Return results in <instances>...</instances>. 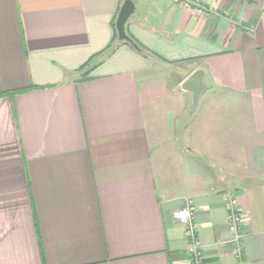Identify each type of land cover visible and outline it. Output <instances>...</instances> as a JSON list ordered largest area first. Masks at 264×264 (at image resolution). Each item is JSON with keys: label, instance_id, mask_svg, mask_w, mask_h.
<instances>
[{"label": "crops", "instance_id": "crops-1", "mask_svg": "<svg viewBox=\"0 0 264 264\" xmlns=\"http://www.w3.org/2000/svg\"><path fill=\"white\" fill-rule=\"evenodd\" d=\"M132 1L170 64L121 45L82 80L125 0H0V264H192L188 200L203 264H264V0Z\"/></svg>", "mask_w": 264, "mask_h": 264}, {"label": "built area", "instance_id": "built-area-1", "mask_svg": "<svg viewBox=\"0 0 264 264\" xmlns=\"http://www.w3.org/2000/svg\"><path fill=\"white\" fill-rule=\"evenodd\" d=\"M229 232L232 234L230 242L241 248L240 242L242 240L241 227L243 223V214L240 209L238 198L234 194H227L226 196ZM196 212L195 203L193 200H188L186 206L176 211L173 215L174 220L184 228L185 237L188 241V254L192 260V264H203L202 251L204 243L199 238L198 227L194 222Z\"/></svg>", "mask_w": 264, "mask_h": 264}, {"label": "water", "instance_id": "water-1", "mask_svg": "<svg viewBox=\"0 0 264 264\" xmlns=\"http://www.w3.org/2000/svg\"><path fill=\"white\" fill-rule=\"evenodd\" d=\"M135 12L136 6L134 2L132 0H125L117 16L116 32L120 42L129 43L135 50L140 51L138 45L128 36L126 32V25ZM205 75L206 74L203 70H197L192 73L181 85V90L191 95V114L196 111L202 94L209 89V86L205 83Z\"/></svg>", "mask_w": 264, "mask_h": 264}, {"label": "trees", "instance_id": "trees-1", "mask_svg": "<svg viewBox=\"0 0 264 264\" xmlns=\"http://www.w3.org/2000/svg\"><path fill=\"white\" fill-rule=\"evenodd\" d=\"M116 27V26H115ZM128 33V32H127ZM129 35V34H128ZM129 37L138 45L140 52L143 56H145L148 59L155 60L158 62H162L165 65H169L170 63L161 58L159 55L149 51L144 46H142L136 39H134L132 36L129 35ZM121 45H128L132 47L129 43L126 42H120L118 39L117 32L115 34L114 41L111 43V45L99 55L94 56L92 59H90L81 69H80V75L82 80H89L91 78L92 70L100 65L107 57H110L118 47ZM133 48V47H132ZM16 93H12L11 95L14 96Z\"/></svg>", "mask_w": 264, "mask_h": 264}, {"label": "rangeland", "instance_id": "rangeland-1", "mask_svg": "<svg viewBox=\"0 0 264 264\" xmlns=\"http://www.w3.org/2000/svg\"><path fill=\"white\" fill-rule=\"evenodd\" d=\"M158 62V61H157ZM159 63V62H158ZM190 112H191V110H190Z\"/></svg>", "mask_w": 264, "mask_h": 264}]
</instances>
